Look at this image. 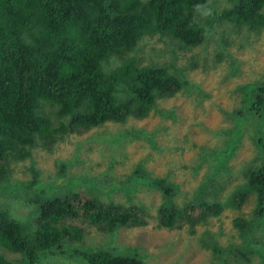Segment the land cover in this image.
Masks as SVG:
<instances>
[{
  "label": "rangeland",
  "instance_id": "374dc122",
  "mask_svg": "<svg viewBox=\"0 0 264 264\" xmlns=\"http://www.w3.org/2000/svg\"><path fill=\"white\" fill-rule=\"evenodd\" d=\"M231 6L230 0H209L196 15L195 26L205 31L199 46L147 35L129 53L140 67H166L188 82L159 98L148 116L70 132L50 147L37 139L23 160L7 156L0 213L25 235L35 230L40 204L75 192L98 203L140 205L148 213L146 226L111 233L89 227L82 240L63 243L36 264H87L83 254L98 251L141 264H264V217L256 219V195L246 186V175L264 161V108L252 110L256 89L264 86V30L221 19ZM122 59L113 57L108 67ZM42 112L58 127L57 107L43 103ZM239 189L248 193L241 208L232 202ZM200 198L222 202L223 213L194 230L159 227L161 205ZM236 219L249 225L240 230ZM0 254L29 264L2 247Z\"/></svg>",
  "mask_w": 264,
  "mask_h": 264
},
{
  "label": "trees",
  "instance_id": "16d2710c",
  "mask_svg": "<svg viewBox=\"0 0 264 264\" xmlns=\"http://www.w3.org/2000/svg\"><path fill=\"white\" fill-rule=\"evenodd\" d=\"M208 2L0 0V184L7 176V156L27 158L37 139L50 147L70 132L124 123L129 117L142 119L156 108L159 98L179 93L188 82L166 67H140L129 53L147 35L169 36L184 47L201 45L205 31L194 20ZM230 2L221 19L238 28L264 30V0ZM113 57H122L121 65L108 67ZM256 91L252 110L261 112L264 86ZM43 103L57 107L58 127L42 112ZM164 185L159 183L161 188ZM246 186L256 195V219L263 218L264 161L246 175ZM247 197L239 189L232 202L241 208ZM191 201L161 205L159 227L194 230L225 208L216 200ZM147 216L143 206L98 203L86 193L75 192L40 204L30 235L0 213V247L36 264L63 243L82 240L89 227L111 233L119 227L146 226ZM242 221L235 220L240 230L249 225ZM83 255L87 264H141L108 251ZM0 264L22 263L0 254Z\"/></svg>",
  "mask_w": 264,
  "mask_h": 264
}]
</instances>
